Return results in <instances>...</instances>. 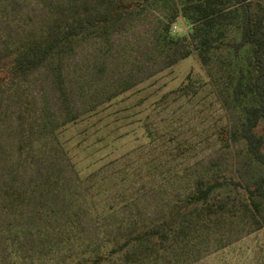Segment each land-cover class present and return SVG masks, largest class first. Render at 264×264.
<instances>
[{
    "label": "rangeland",
    "instance_id": "1",
    "mask_svg": "<svg viewBox=\"0 0 264 264\" xmlns=\"http://www.w3.org/2000/svg\"><path fill=\"white\" fill-rule=\"evenodd\" d=\"M107 1L0 0V70L55 21ZM253 8L264 15V0ZM238 23L224 43L240 40ZM191 29L177 0H150L107 39L78 41L62 59L70 115L55 59L0 84V264H76L176 212L164 249L138 241L128 260L120 252L100 264H264V189L258 208L248 194L244 207V187L264 165L232 135L253 103H235L229 84L248 51L223 44L204 65ZM258 132L264 138V122ZM215 178L224 184L206 220L200 205H185L198 179Z\"/></svg>",
    "mask_w": 264,
    "mask_h": 264
},
{
    "label": "trees",
    "instance_id": "2",
    "mask_svg": "<svg viewBox=\"0 0 264 264\" xmlns=\"http://www.w3.org/2000/svg\"><path fill=\"white\" fill-rule=\"evenodd\" d=\"M150 0H108L105 10H99L86 15H72L55 21L47 38L33 41L20 49L0 70V84H10L14 80L26 79L30 73L41 67L51 59L56 63L52 67L53 82L59 92L65 113L71 114V99L65 85L62 68L63 57L72 52L75 44L87 37L98 36L103 39L109 37L110 31L117 24L119 18L132 12L137 5L144 7ZM182 8L185 19L192 25L191 38L198 41V57L204 65H209L214 55L224 44L231 48L236 55L246 48L245 64L234 72L233 99L239 103L245 96L252 97L253 103L243 107L244 119L239 128L232 133L246 142L247 150L255 161L264 165V138L258 130L264 122V15L253 8L255 0H177ZM259 4V3H258ZM238 21L241 37L238 42H225L226 36L234 23ZM189 84L180 90L189 88ZM28 137V136H27ZM46 183V182H45ZM224 183L220 179L207 182L204 179L196 181V191L187 198L185 206L200 205V217L210 220L214 215L215 190ZM235 187L240 183L230 181ZM264 189V174L254 182V187H244L247 210V194L252 203L258 208L254 196ZM197 206V207H198ZM178 213L170 219L157 223L144 231L128 238L122 245L118 244L108 253L81 259L76 264H100L111 260L116 254L123 252L124 258H130L127 247L138 241L146 240L164 249L167 240L173 235L174 223ZM247 218V213H243ZM257 219V218H256ZM261 228V226H259Z\"/></svg>",
    "mask_w": 264,
    "mask_h": 264
}]
</instances>
